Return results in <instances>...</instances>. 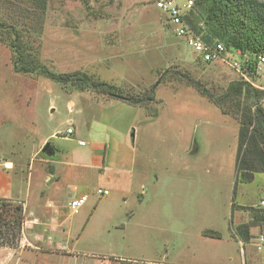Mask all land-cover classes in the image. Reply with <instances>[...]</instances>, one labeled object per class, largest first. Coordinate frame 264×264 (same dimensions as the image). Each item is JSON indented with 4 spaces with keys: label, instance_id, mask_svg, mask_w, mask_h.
Returning <instances> with one entry per match:
<instances>
[{
    "label": "rangeland",
    "instance_id": "obj_1",
    "mask_svg": "<svg viewBox=\"0 0 264 264\" xmlns=\"http://www.w3.org/2000/svg\"><path fill=\"white\" fill-rule=\"evenodd\" d=\"M28 9L0 0V19L29 28L43 64L153 100L133 106L16 73L0 32V169L12 161L15 188L27 196L14 202L22 231L9 234L14 247L0 245V264H261L263 228L247 215H264V171L240 168L239 117L208 97L242 72L202 62L155 0H49L43 15L24 21ZM262 68L252 81L264 90ZM48 142L52 157L42 153ZM81 193L89 201L74 215L69 203ZM41 204L49 216L37 220L30 211ZM241 213L239 228L256 227L252 243L234 224Z\"/></svg>",
    "mask_w": 264,
    "mask_h": 264
},
{
    "label": "trees",
    "instance_id": "obj_2",
    "mask_svg": "<svg viewBox=\"0 0 264 264\" xmlns=\"http://www.w3.org/2000/svg\"><path fill=\"white\" fill-rule=\"evenodd\" d=\"M28 5L24 21L43 15L48 8L49 0H23ZM29 11V12H28ZM193 30L203 40L212 44L223 43L228 50H241L249 56L244 64L241 79L229 84L224 94L213 99L222 110L227 108L237 115L240 122V154L239 165L247 174L264 171V90L253 84L257 74L258 56H264V1L261 0H195V5L187 15ZM15 25H6L0 19L1 40L13 52V69L16 73L40 75L53 81L68 85L76 84L81 90L97 89L117 99L126 100L133 106L152 101V96L124 98L115 87L96 81L85 73L60 74L43 64L39 58L31 37L25 29ZM35 33L42 35V26H34ZM34 41V40H33ZM39 47V45H38ZM207 95V94H205ZM232 108V109H231ZM225 110V109H224ZM223 110V111H224ZM225 112V111H224ZM227 113V112H225ZM232 114V113H228ZM252 177V175H251ZM22 207L11 200L0 199V245L14 247L9 234L18 236L22 231ZM252 224L263 226L264 215L253 214ZM219 236V234L215 235Z\"/></svg>",
    "mask_w": 264,
    "mask_h": 264
},
{
    "label": "built area",
    "instance_id": "obj_3",
    "mask_svg": "<svg viewBox=\"0 0 264 264\" xmlns=\"http://www.w3.org/2000/svg\"><path fill=\"white\" fill-rule=\"evenodd\" d=\"M155 2L156 6L166 13L168 24L174 29L176 36L186 38L187 45L192 48L202 62L211 64L222 61L241 72L243 70L248 71V67L244 65L245 63H241L236 59L237 57L245 56L241 50H228L223 43L217 41L208 44L193 30L187 15L193 9L195 0H155ZM262 65H264V56L259 55L257 65L258 75L262 72ZM68 134H73V130L69 129ZM80 145H85V143L80 142ZM5 168L9 169L7 165ZM98 193L100 195H109V191L99 190ZM88 201L89 196L87 194L73 199L69 203L71 213L74 215L79 214L80 209ZM258 208L264 209V197L260 199ZM258 240L259 245L257 246L261 249L264 247V235L260 236Z\"/></svg>",
    "mask_w": 264,
    "mask_h": 264
},
{
    "label": "crops",
    "instance_id": "obj_4",
    "mask_svg": "<svg viewBox=\"0 0 264 264\" xmlns=\"http://www.w3.org/2000/svg\"><path fill=\"white\" fill-rule=\"evenodd\" d=\"M98 162H100V160H97V163ZM8 166L9 167V169H7V168H5V166ZM15 169V165H14V163L12 162V161H9V160H7V161H5V163H4V167H2V169H0V199H5V200H11V201H13V202H21V203H23V204H25V202H26V204H27V201H25L26 200V198H27V196H23V193L22 192H20L19 190H17L16 188H15V185H14V178H13V176L10 174V171H12V170H14ZM52 176H54L53 175V173H50L49 174V176L48 177H46L43 181L45 182V183H48L49 181L50 182H52V180H51V177ZM41 195V194H40ZM82 195H85V193H81V194H79V195H76V196H74V199L75 198H77V197H80V196H82ZM25 198V199H24ZM39 200V199H38ZM38 203H41L40 201H38ZM33 204V203H32ZM29 205V204H28ZM43 204H41V205H38V206H36V208H34V207H32V210L30 211V209H31V206H30V209H29V211H30V215L31 216H34L33 214L34 213H37L38 214V218H37V220L40 218H43V219H45V217L46 218H48V216H49V214H47L46 212H45V206H42ZM44 214H47V215H44ZM233 217H234V224L236 223L237 224V227L239 228V226H241V225H243L242 224V222H241V220L244 218V215L241 213V214H238V215H233ZM246 217V216H245ZM247 217H248V220L250 221V223L252 222V220H253V217H254V215L253 214H248L247 215ZM237 220H239V221H237ZM45 221V220H44ZM47 222H49L48 220H46ZM52 221V220H51ZM53 221H54V219H53ZM56 223V222H55ZM249 225V224H248ZM248 227V228H247ZM246 228H245V226L244 227H240L239 228V231H240V233H241V238H243L244 239V243L245 242H253L252 241V239L250 240V236L251 235H256L257 233H255L253 230L256 228H252L251 226L249 227V226H247ZM244 228V229H243ZM262 228L263 229H261L260 231H263V234L262 235H264V224H263V226H262ZM58 227H57V225L55 224V225H53V227L52 228H50V231L52 232V233H56L57 231H58ZM46 232H48L49 231V229H46L45 230ZM259 231V232H260ZM261 262V264H264V249H263V254H262V256L260 257V258H258ZM262 259V260H261ZM252 264H257L255 261L252 263Z\"/></svg>",
    "mask_w": 264,
    "mask_h": 264
},
{
    "label": "water",
    "instance_id": "obj_5",
    "mask_svg": "<svg viewBox=\"0 0 264 264\" xmlns=\"http://www.w3.org/2000/svg\"><path fill=\"white\" fill-rule=\"evenodd\" d=\"M42 153L50 157H52L55 154V152L52 149V145L49 142L44 146Z\"/></svg>",
    "mask_w": 264,
    "mask_h": 264
}]
</instances>
